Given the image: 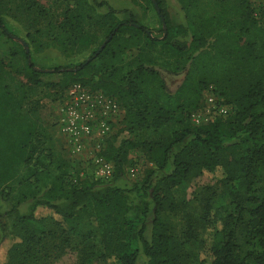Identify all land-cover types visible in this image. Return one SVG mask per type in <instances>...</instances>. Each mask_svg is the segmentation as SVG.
I'll return each mask as SVG.
<instances>
[{
	"label": "trees",
	"instance_id": "16d2710c",
	"mask_svg": "<svg viewBox=\"0 0 264 264\" xmlns=\"http://www.w3.org/2000/svg\"><path fill=\"white\" fill-rule=\"evenodd\" d=\"M90 1L107 8L101 16L107 34L86 60L42 72L29 63L28 53L22 51V55L34 85H44L41 76L45 74L61 77L57 84H45L61 87L60 101L74 84L116 100L122 120L101 153L112 165V175L107 180L97 178L91 162L72 157L65 142L59 146L63 155L56 156L36 131L32 140L34 126L29 116L22 109H11V100L3 95L0 170L6 171L10 162L34 161L38 176L44 160L51 156L59 169V185L53 187L60 192L56 198L61 199L59 203L51 198L34 200L25 215L17 206L0 214V246L9 236L16 239L6 252V264H52L66 250L77 253L78 264H91L98 252L109 264H264V0H254L257 4L225 0L238 5L240 13L235 18L222 10L201 21L191 33L189 27L171 25L160 0H155L160 10L156 12L160 39L133 12L124 11L127 18L117 19L116 10L106 1ZM31 6L18 1L11 17H30ZM35 24L28 25V30H35ZM68 29L75 33L78 27L72 22ZM0 33L9 40L15 38L2 16ZM76 36L77 43L88 45L81 31ZM156 43L189 64L172 97L165 95L159 72L142 61ZM211 76L216 80L209 79ZM216 82L229 90L225 98L217 95ZM209 86L219 103L231 107L227 116L213 117L200 126L189 124L153 143L133 141L131 136L149 129L159 131L178 114L188 112V119L191 111L203 106V91ZM192 105L193 110H186ZM122 132L127 137L117 141ZM2 133H7L4 148ZM135 149L143 151L155 168L141 180L127 183L125 170L135 166L129 158ZM83 160L89 162L91 171L83 170ZM216 171L221 172L217 185L222 192L217 202L214 193L203 198V227L210 230L211 239L208 248L204 240L199 242V250H205L209 258L201 259L200 253L189 249L191 236L178 237L164 216L179 206L173 196L176 186ZM201 189L204 195L211 190L207 186ZM38 208L50 213L38 216Z\"/></svg>",
	"mask_w": 264,
	"mask_h": 264
},
{
	"label": "rangeland",
	"instance_id": "374dc122",
	"mask_svg": "<svg viewBox=\"0 0 264 264\" xmlns=\"http://www.w3.org/2000/svg\"><path fill=\"white\" fill-rule=\"evenodd\" d=\"M18 1L20 0H0V16H2L5 25L15 37L9 40L0 33V99L4 98L3 95H5L11 100L9 105L11 109H22L29 116L34 126L32 130L34 136L31 134L32 140L37 137L35 135L40 134L41 137L43 136L44 145L50 147L56 156H61L63 154L60 147L64 143V139L59 135L55 121L61 103L60 97L63 93H61V87L51 88L45 85L49 83L57 84L60 82L61 77L51 73L45 74L41 76L44 85H34L29 80L22 51L27 48L28 61L34 65L35 69L49 71L55 67H73L86 60L105 38L107 26L106 21L101 16L108 10L106 7L98 8L90 0H32L33 3L24 0L27 4L32 5L28 12L30 17L25 19L18 18V16L12 18V13H16L15 9ZM97 1L101 2V0ZM106 1L110 7L116 10L117 19L127 18L124 11H131L140 24L152 31L154 37L161 38L159 17L150 0ZM160 2L170 24L189 27V33H191L190 30H197L196 28L200 26L201 21L218 15L222 10L228 12L233 18L237 16V13H240L236 3L225 0H160ZM249 2L251 4L253 2L258 3L254 0ZM262 9L264 13V7ZM72 22L78 27L75 33L68 29ZM34 23H36L35 30H28V25H34ZM259 26H262V23ZM36 30L39 32L36 33ZM78 31L86 35L88 45L77 43L76 33ZM186 39L190 41L189 34ZM183 60V58L176 57L171 52L163 50L160 43H156L154 49L146 52L142 58L144 65L153 67L159 72L166 85L165 95L170 97L178 91L189 66L188 63L183 64ZM209 79L215 81L216 77L211 76ZM215 87L217 95L220 94L221 98H225L229 90L219 82H216ZM189 98L193 100L191 96ZM193 109L194 105L186 110ZM197 110L191 111L188 119V112L178 114L159 131L144 130L131 137L133 141L138 143H153L169 137L180 129L190 125L193 126L191 114ZM116 126H119V124ZM115 129L112 134L116 132ZM6 134H1L2 148L5 147L4 135ZM125 136V132L119 133L117 141ZM242 149V147L239 148L238 152H241ZM46 150L47 148L44 149V151ZM142 153L143 151L138 149L129 153V158L134 159L135 166L125 170L124 179L127 183H131L136 179L141 180L148 170L155 168L154 163L147 158L146 154L143 155ZM27 155H29V152H26L25 157ZM50 157L44 160V170L38 176L34 174V161L30 163L10 162V166L6 168V171L4 169L0 170V214L9 211L13 206H17L19 213L25 215L29 212L33 201L37 199L51 198L54 199V202H61V199L56 198L60 192L54 191L55 187H53L59 185V183L57 184L59 169H56V163ZM48 160H50L49 165ZM81 167L83 170L91 171L89 162L83 160ZM131 168L136 170L135 177L129 175L128 170ZM220 178V171L214 173L204 172L192 182L176 186L173 189V196L179 206L175 212L164 216V219L170 223L173 232L178 237L191 236L193 243L189 246V249L196 254L200 253L201 259L209 258L205 250H199V242L204 240L206 248H208L211 239L210 230L204 231L203 227L201 216L204 206L203 198L210 197L214 193L213 199H215V202L219 200L222 187H218L217 184ZM202 186H207L211 190L205 191L204 195L201 189ZM49 213V210L43 208H38L36 211L38 216ZM15 241L16 239L14 240L12 236H9L0 246V264L7 263L6 252ZM52 264H78L77 253L66 250ZM91 264L109 263L103 259L101 252H98L97 259ZM191 264L198 263L193 262Z\"/></svg>",
	"mask_w": 264,
	"mask_h": 264
},
{
	"label": "built area",
	"instance_id": "2783aa9c",
	"mask_svg": "<svg viewBox=\"0 0 264 264\" xmlns=\"http://www.w3.org/2000/svg\"><path fill=\"white\" fill-rule=\"evenodd\" d=\"M203 101V106L191 114V120L196 126L207 124L213 117H225L231 112L230 106L219 103L212 86L204 91ZM59 105L55 124L70 155L90 161L97 178L109 179L112 165L101 153L106 139L122 120V111L116 100L74 84ZM128 171L131 177H135V169Z\"/></svg>",
	"mask_w": 264,
	"mask_h": 264
},
{
	"label": "water",
	"instance_id": "95a60500",
	"mask_svg": "<svg viewBox=\"0 0 264 264\" xmlns=\"http://www.w3.org/2000/svg\"><path fill=\"white\" fill-rule=\"evenodd\" d=\"M152 2H153V5H154V7H155V9H156V12L157 13H159L160 12V10H159V8H158V5H157V3L155 2V0H151ZM160 19H161V21H162V25H163V29L165 30L166 29V25H165V23H164V20H163V18L160 16ZM104 45H105V43L100 47V49L99 50H101L103 47H104ZM26 47V46H25ZM26 50H25V52L26 53H28V50H27V48H25ZM36 71H42V72H49V71H46V70H39V69H35Z\"/></svg>",
	"mask_w": 264,
	"mask_h": 264
},
{
	"label": "crops",
	"instance_id": "0c3cea01",
	"mask_svg": "<svg viewBox=\"0 0 264 264\" xmlns=\"http://www.w3.org/2000/svg\"><path fill=\"white\" fill-rule=\"evenodd\" d=\"M102 1H106V0H102ZM107 2V1H106Z\"/></svg>",
	"mask_w": 264,
	"mask_h": 264
}]
</instances>
